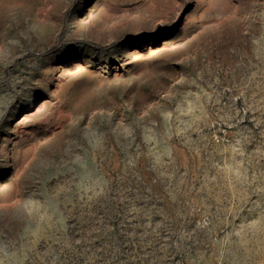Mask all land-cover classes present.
I'll use <instances>...</instances> for the list:
<instances>
[{
    "label": "rangeland",
    "instance_id": "obj_1",
    "mask_svg": "<svg viewBox=\"0 0 264 264\" xmlns=\"http://www.w3.org/2000/svg\"><path fill=\"white\" fill-rule=\"evenodd\" d=\"M0 264H264V0H0Z\"/></svg>",
    "mask_w": 264,
    "mask_h": 264
}]
</instances>
